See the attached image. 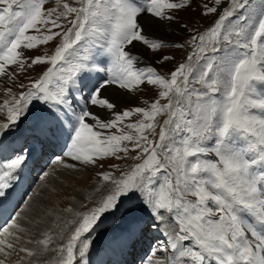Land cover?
Here are the masks:
<instances>
[{"label": "snow or ice", "instance_id": "6c2138e0", "mask_svg": "<svg viewBox=\"0 0 264 264\" xmlns=\"http://www.w3.org/2000/svg\"><path fill=\"white\" fill-rule=\"evenodd\" d=\"M78 2L80 7L64 2L59 12L45 9L46 0H0V76L11 79L9 67L24 70L28 59V67L50 65L18 96L6 89L11 100L0 103L7 113V123H0V149L4 136L21 131L27 121L24 146L0 159V198L20 179L27 161L48 148L61 149L54 163L66 168L76 164L65 163V157L96 166L105 158H127L130 151L140 162L119 176L97 174L110 188L89 211L73 214L68 224L75 227L66 243L50 247L54 238L45 232L42 239L28 241L36 249L19 251L27 257L54 251V264H87L91 234L110 215L120 226L114 242L126 247L151 227L168 236L173 254L167 262L153 259V251L141 264H264V0H228L222 12V0L211 7L205 3L203 14H217L216 19L190 37L191 52L169 77L152 66H136L139 58L130 51L136 42L154 52L169 47L149 37L138 18L148 13L171 22L176 19L171 13L190 7L191 0ZM61 18L71 25L66 30ZM58 36L53 55L24 56L23 50ZM172 59L163 55L158 62ZM144 84L161 89L148 108L120 112L103 95L113 85L131 92ZM88 104L105 109L110 118L101 119ZM135 114L142 119L124 125L130 130L124 131L121 125ZM160 115L167 118L158 125ZM48 175L45 171L40 179ZM140 208L163 228L145 224ZM19 217L16 212L0 226V254L6 257L16 248L17 233L25 231Z\"/></svg>", "mask_w": 264, "mask_h": 264}, {"label": "rangeland", "instance_id": "374dc122", "mask_svg": "<svg viewBox=\"0 0 264 264\" xmlns=\"http://www.w3.org/2000/svg\"><path fill=\"white\" fill-rule=\"evenodd\" d=\"M64 2H67L74 7H80L78 0H46L44 7L45 9L57 8L59 12H62L64 11L62 7V4ZM205 3H207L210 7L214 6L215 4L214 0H192L190 7H186L180 10H175L171 13L176 17L175 20L171 22L167 20H162L163 22H166L165 26L168 27L166 28L165 31L167 37L166 39L165 36L162 37V35H160L158 31L155 30L156 28L150 29L151 34H147V35L152 38L163 40L165 43L179 42V44L187 46L188 49L186 50L191 52L193 45L187 43L188 42L187 37H191L193 35H196L197 33L205 32L210 26H212L217 16V14H215V16L214 14H208V15L203 14L204 13L203 5ZM149 17L152 18L153 20L156 19L151 17L150 15ZM72 18H73L72 16H69V19ZM64 22L66 21L63 18H61L60 23L64 25ZM235 23H239V22L236 21ZM67 26L68 23L66 22V28ZM49 27H51V25ZM56 30L60 31L59 29H53L54 32H56ZM42 31L45 30L42 29ZM156 32L157 34H159V36L156 34ZM32 34H36V33L33 32ZM60 43H61V37L58 36L53 41H50L47 44L38 45V47L35 49L23 50V54L25 57L28 58H34L36 56H44V55L51 56L54 54L55 48ZM135 45H138L139 48L142 49V50L141 49L138 50L140 53L143 54V57L145 56L149 58V65L151 66L150 63H153L156 66L159 73H161V75L165 77H169V74L172 72L167 69L174 68L175 70V68L180 63H184L186 61V57L189 54L187 52H184V50L176 48L174 44H171L170 47L161 49L159 52H154L153 50L148 49L143 44L138 42H136ZM140 53L137 52L135 54L138 55V57H140L141 56ZM163 55L171 56L173 59L170 61H164L163 63L158 62L160 61ZM217 55H223V52H220ZM28 64H31L30 59L26 61L24 70H21L18 66H10L8 71L15 74L11 79H9L7 76H0V103H2L6 97V89L11 88L12 94L18 96L21 91H27V89L30 87L31 82L39 79L42 73L50 66L49 64L45 63L39 65H32L31 67H28ZM21 85H23V88H21ZM112 87L117 88L115 85H113ZM155 87L158 86H151L144 84L139 86V88L136 89L135 91H131L130 93H128L130 98L125 96L124 94L125 92H124L122 94L121 99H119L118 97L116 98L113 97L112 101H114L117 104V109L120 112H122L125 109H132L134 107L148 108L152 102L158 99V92L161 91V89H159L158 91V88ZM119 90L122 91V89ZM109 94L110 93L108 92V90L107 91L105 90V92H103V95L107 98H109L110 96ZM8 99L11 100V97H9ZM161 102L163 103L164 101L162 100ZM90 106L93 107V105L88 104L87 109L93 113H96L101 119L110 118L108 112L105 109L104 111L103 110L93 111L92 108H89ZM95 107L96 109L99 108L97 106ZM166 118L167 117L165 115L158 116L156 121L157 124L158 125L162 124L163 120ZM140 119H142V116L140 114H135L132 117L126 119L124 121V124L121 125V127H124V125L128 123L136 122ZM88 122L91 123L92 121L89 119ZM0 123H7L6 111H0ZM24 127H25V122L20 125V130H23ZM159 130L160 129L158 126L156 128L157 136L153 138H158ZM105 131L107 132L108 130ZM110 131L112 133H117V129L115 128L111 129ZM124 131L127 132L130 130L124 127ZM15 133L10 131L4 136L3 139H6L8 135H14ZM19 150L14 151L13 154L15 155ZM49 152L51 153V151ZM50 153H48V151L46 150V154L37 157V160L32 165L33 170L37 171L36 173H33L34 176L32 179L36 183L38 182L43 172L47 171L49 172V175L45 177L43 180L40 179V181L36 185H34L31 191L26 190L24 192L23 197H21V199L19 200L18 202L19 204H17L15 208L16 210L15 212H20V217L18 218L19 224L25 227V231L22 232V234L25 233L27 236H23L20 233L19 234L17 233V235L20 236V239L19 241H14L16 243L15 250H10L11 254L8 255L7 257L4 256L3 254H0V260H4L5 264H33V262H35V264H54V261L57 258V253L54 251H48L38 257H27L26 254L20 252L19 249L20 247H27L31 249L37 248V245L28 243V241L29 240L34 241L43 238L42 234L45 232L39 234L38 229L40 224L49 226V229L46 232L51 233L54 238V242L52 245H50V247H56L58 244L66 243L68 235H70V232L75 227V225L68 224V221L74 218L73 214L89 211L92 207L98 204L100 199L107 193V191L110 188V185L101 181L100 177L97 174L104 171H111L114 172L115 175L119 176L122 171H128L132 166L140 162L139 160L132 159V157L137 155V153L135 151H130L127 155V158H123V159H117L116 157L105 158L102 160H98L96 166L93 165L83 166L78 162H76L75 168H66L64 167L63 164L60 165L57 164L58 165L57 166L55 165L56 163H54L55 156L61 155V153L55 152V155H52L53 153L51 154ZM118 155L121 157L124 156L123 153H119ZM9 158L10 155H8V159ZM49 158H51V160L47 162ZM41 159H44V162H42ZM70 160L64 159L65 163L68 162L73 164L75 162ZM46 162L49 164L46 169L44 168L45 164H43V166L40 167L42 165L41 163H46ZM100 165H102L103 167H101ZM112 165H116L117 167L113 168ZM70 172H75V173H70ZM49 179H53L55 181L53 183L54 186L47 184L48 182L47 180ZM95 186L97 189L95 190V192L94 191L91 192ZM40 192H42V194H40ZM28 196H31L34 199H36L38 196H41L40 198V201L42 200L41 201L42 204L40 206L41 210L39 209L40 213H38L40 215L37 214L36 217H31L32 213L29 208H32L34 204L29 203V201L31 200H28ZM24 201H28L27 205H25ZM68 209H72V211L69 212L67 211ZM140 209L144 210L143 208ZM138 212H140V210H138ZM14 215L15 213L12 216ZM108 217H110V215H106L105 217H102V219H106ZM23 222L24 224H22ZM114 223L117 224V222ZM153 223L148 222V224H153ZM119 227L120 226H117L116 229H118ZM154 228L156 227H151L146 231V234L150 235L151 238V247H152L151 254L153 253V251H155L156 255L154 256V259L161 260L162 258L166 260L168 258L161 256L164 254H168L165 248H168L169 250L170 248L164 244V243L167 244V241H164V239L166 238L163 239L158 234H155ZM113 229L116 230L115 228ZM62 231L64 238L60 239L59 237ZM171 234L174 235V233ZM92 252L93 251H91L90 254L87 256V261L89 260ZM135 252H138V250ZM138 254L139 253H137L136 255Z\"/></svg>", "mask_w": 264, "mask_h": 264}, {"label": "bare ground", "instance_id": "6f19581e", "mask_svg": "<svg viewBox=\"0 0 264 264\" xmlns=\"http://www.w3.org/2000/svg\"><path fill=\"white\" fill-rule=\"evenodd\" d=\"M153 18H155V17H153ZM138 19H139V22L141 23V25L143 26L146 34H151L150 29L156 28L155 30H157L158 33L160 35H162V37L165 36V39L167 38L166 34H165L166 28H168L165 26L166 22H163L159 18H156L153 20L152 18H150L149 16H146L144 14L140 15ZM152 33H154V32H152ZM156 34H157V32H156ZM159 34H157V35L159 36ZM138 49H141V48H139L138 45L134 44L132 46V51L134 53H137V52L140 53ZM140 55L141 56L139 58L142 61L149 63L148 57H145V56L143 57L142 53H140ZM107 90L110 93L109 98L111 100L113 99V97H115V98L118 97L119 99H121L122 94L124 93V90L121 91L118 88H113L112 86L108 87L106 89V91ZM104 92H105V90H104ZM124 94H125V96L130 98V96L128 95L127 92H125ZM5 98H9V97H5ZM81 105L82 106L84 105L83 101H81ZM89 108H92L93 111L94 110H99V111L103 110L104 111V109H101V108L96 109L95 106H93V107L90 106ZM26 123H27V121H25V124ZM22 131L23 130L18 131L14 135H10L5 140H3V147H2V149H0V159L7 160L8 155H10V158H11L13 156V155H11V153L14 150L20 149L22 146H24V138L21 135ZM52 152L55 155V152L61 153V149L60 148H52ZM37 156H38V151L27 161L26 166L23 168V171L20 174V179L14 183L12 188L6 190V195L4 197L0 198V226L4 225L5 221L8 220L9 217H11L14 213L16 214L15 207L17 204H19L18 203L19 199H21V197H23L24 192L26 190L31 191L33 189L34 185H36L40 181V178H39L37 183L34 180H32L33 176H34L33 173H36V170H33V168H32L33 167L32 165L35 162L33 160ZM64 159L70 160L68 157H65ZM70 161H72V160H70ZM75 163L76 162H74L73 164H75ZM41 164H43V163H41ZM55 165H57V164H55ZM58 165H60V164H58ZM41 166H43V165H41ZM57 171H58V168H57ZM70 173H75V172H70ZM47 181H48L47 184L54 186L53 183L55 181L53 179H49ZM96 189L97 188L95 186L91 192H93V191L95 192ZM40 194H42V192H40ZM35 198H36V196H35ZM40 198H41V196H38L36 199L32 198L31 201H29V203L34 204V206H32V208H29L31 213H32L31 217H36L37 214L40 213L39 209H40V206L42 204V202H41L42 200L40 201ZM33 199H34V201H33ZM137 214H139L140 216L143 217V221L145 224L147 222L153 223L151 216H149V214L147 212H145V214H144V212L140 211ZM38 215H40V214H38ZM114 222H117V220L113 219L111 216L110 218L101 221L99 223V226L95 228L94 232L92 233L93 234V244H92L91 248L89 249L88 255L90 254L91 251H93V252H92L88 261H87V257H86L87 264H141V260L143 258H146L147 256H149V254L152 255L151 254V252H152L151 238H150V235H147L146 233L144 235H142L139 239H137L132 247H126L123 244L115 243L113 238H114V236H116L119 233V228L116 229L117 224ZM155 223L157 225H159V228H161V227L163 228V225L160 224L158 221H155ZM22 224H24V222ZM21 226L23 227V225H21ZM114 226H116V227H114ZM23 228L25 229V227H23ZM113 228H115L116 230H114ZM48 229H49V226H45L43 224H40L39 229H38L39 234L46 232ZM154 229H155V231H154L155 234H158L163 239L166 238V239H164V241H167V244L166 243H164V244L170 248L168 236L164 235L163 231L159 230L157 227ZM20 234L23 236H27L25 233L24 234L20 233ZM170 235H172V234L170 233ZM143 239L147 240V242L144 241ZM165 249L169 252L170 256L168 254H164L161 257H166L169 259L171 257V255L173 254V250L171 248H170V250L168 248H165ZM137 250H138V252H135ZM137 253H139V254L136 255ZM130 254L131 255L135 254L134 255L135 257L131 256ZM137 257L140 259H137ZM153 259H154V257H153ZM168 259L164 260L161 258V260L165 261V262H167Z\"/></svg>", "mask_w": 264, "mask_h": 264}]
</instances>
